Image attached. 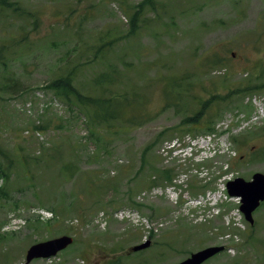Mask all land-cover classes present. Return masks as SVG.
Here are the masks:
<instances>
[{"label": "rangeland", "instance_id": "obj_1", "mask_svg": "<svg viewBox=\"0 0 264 264\" xmlns=\"http://www.w3.org/2000/svg\"><path fill=\"white\" fill-rule=\"evenodd\" d=\"M70 72L87 96L129 94L140 106L98 126L93 109L48 88ZM136 117L141 127L127 123ZM256 173L264 0L0 5V264H27L34 244L63 236L74 244L29 264H178L213 246L225 249L204 264H264V202L251 223L227 191Z\"/></svg>", "mask_w": 264, "mask_h": 264}, {"label": "trees", "instance_id": "obj_2", "mask_svg": "<svg viewBox=\"0 0 264 264\" xmlns=\"http://www.w3.org/2000/svg\"><path fill=\"white\" fill-rule=\"evenodd\" d=\"M1 6H7L8 0H0ZM139 12H135L133 16H131V34L136 33V31L139 28ZM101 47L97 49V52H99ZM218 61V60H217ZM219 63V61H218ZM74 72L67 73L65 76H61L54 80L50 85H48V88L53 90L57 97H59L62 101H64L67 105H70L71 108L76 107L77 105L80 106L82 109L84 108H91L93 109V113L90 116V119L93 123H95L98 126H109L111 121H117L119 118H123L125 115V111H128L127 108L129 107L130 110H133L134 108H137L139 105V102L135 103V100L133 101V96L129 97V94H121L117 93L114 95H111L109 97L106 96H87L83 94L80 90H78L74 86ZM105 79V75L100 76L99 83H101ZM173 81V79H172ZM173 82H177L173 81ZM174 83L175 86H177ZM180 88V86H178ZM251 89V88H248ZM129 99V101L127 100ZM132 100V101H131ZM137 104V105H136ZM208 103L204 104V108H202L201 112L196 115L193 118L187 119L189 123H191V126H200L201 125V115L203 113V109L206 108ZM69 106V107H70ZM141 117L131 118L127 123H134L138 127H141L142 124L138 123ZM139 119V120H138ZM128 126V124H127ZM37 130H44L43 126L36 127ZM196 129H201L197 128ZM213 132L214 130H210ZM209 131V132H210ZM160 140V139H159ZM151 149V145L146 146L143 151L141 152V160L142 165H147V154L149 153ZM73 165H69V170L73 172L70 174L74 176V171L72 167ZM2 172V171H1ZM169 173V171H168ZM167 173V174H168ZM165 174L164 179L172 180L173 178L171 176H168ZM3 176V174H0ZM163 177V176H162ZM119 260L112 261L109 264H118Z\"/></svg>", "mask_w": 264, "mask_h": 264}, {"label": "water", "instance_id": "obj_3", "mask_svg": "<svg viewBox=\"0 0 264 264\" xmlns=\"http://www.w3.org/2000/svg\"><path fill=\"white\" fill-rule=\"evenodd\" d=\"M228 192L231 196L241 197L242 205L240 210L246 219L253 223L252 214L264 201V174L256 173L251 181L238 178L228 183ZM73 243L69 236L34 244L26 255V263H31L34 259L50 258L57 255ZM149 243L134 247V251L146 248ZM223 251V247H209L193 254L189 259L179 264H202L209 258Z\"/></svg>", "mask_w": 264, "mask_h": 264}]
</instances>
